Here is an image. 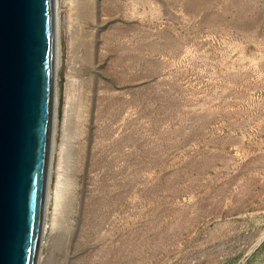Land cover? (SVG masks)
Wrapping results in <instances>:
<instances>
[{"label":"rangeland","instance_id":"1","mask_svg":"<svg viewBox=\"0 0 264 264\" xmlns=\"http://www.w3.org/2000/svg\"><path fill=\"white\" fill-rule=\"evenodd\" d=\"M58 2L37 264H264V0Z\"/></svg>","mask_w":264,"mask_h":264},{"label":"water","instance_id":"2","mask_svg":"<svg viewBox=\"0 0 264 264\" xmlns=\"http://www.w3.org/2000/svg\"><path fill=\"white\" fill-rule=\"evenodd\" d=\"M54 87V0H0V264H36Z\"/></svg>","mask_w":264,"mask_h":264},{"label":"bare ground","instance_id":"3","mask_svg":"<svg viewBox=\"0 0 264 264\" xmlns=\"http://www.w3.org/2000/svg\"><path fill=\"white\" fill-rule=\"evenodd\" d=\"M60 14H59V2L58 0H54V87H53V100H52V116H51V127H50V142H49V149H48V162H47V170H46V184H45V196H44V213L46 209V200L47 204L49 205L50 202L53 200L55 201V205H57L58 200L61 195V188L60 186L63 183L61 179L62 173L60 170L62 168V159L61 154L58 153L57 143H56V136H57V119H58V104H59V84H58V72H59V61H60V52H59V42H60ZM52 143V144H51ZM62 147V146H61ZM62 153V151H60ZM59 155V159L57 158ZM51 170V171H50ZM54 172L57 174V181L55 189H53L52 185L54 182L53 174ZM48 174H49V181H48ZM43 213V214H44ZM44 221V215H43ZM47 227L45 228V233L47 232ZM43 232H44V224L42 225L41 229V236H40V246L42 245L41 240L43 239ZM39 250L38 256L36 259V264L39 257ZM39 262V261H38Z\"/></svg>","mask_w":264,"mask_h":264}]
</instances>
